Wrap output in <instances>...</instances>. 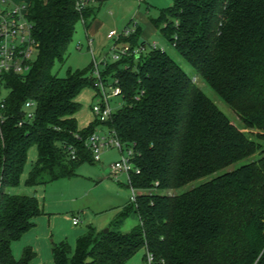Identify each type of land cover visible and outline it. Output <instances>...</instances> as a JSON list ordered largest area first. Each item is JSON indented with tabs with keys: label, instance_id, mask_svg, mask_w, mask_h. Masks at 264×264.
Masks as SVG:
<instances>
[{
	"label": "trees",
	"instance_id": "1",
	"mask_svg": "<svg viewBox=\"0 0 264 264\" xmlns=\"http://www.w3.org/2000/svg\"><path fill=\"white\" fill-rule=\"evenodd\" d=\"M94 15L88 0H30L37 58L26 75H0V96L8 90L0 102V264H31L36 256L26 248L16 260L11 248L43 214L36 197L9 193L20 185L29 150L36 146L38 157L27 187L73 178L95 162L86 144L101 127L135 152L140 174H130L129 187L139 192L140 227L128 235L90 229L74 249L53 242L55 264H126L142 249L152 264H264V0H174L152 20L243 128L165 50L141 40L135 23L122 41L149 53L102 73L117 81L124 106L80 130L76 99L97 89L88 76L94 64L64 78L53 69L65 62L78 23L88 28Z\"/></svg>",
	"mask_w": 264,
	"mask_h": 264
},
{
	"label": "rangeland",
	"instance_id": "2",
	"mask_svg": "<svg viewBox=\"0 0 264 264\" xmlns=\"http://www.w3.org/2000/svg\"><path fill=\"white\" fill-rule=\"evenodd\" d=\"M141 0V2L133 1L130 6L122 7L120 4L112 2L91 3L94 8L98 20L104 22L99 32L88 39L86 28L83 21L77 25L74 39L70 44L64 63H57L53 69V73L61 78L66 77L69 70L72 71H87L94 62H98L99 69L104 72L106 65L114 63L111 47L114 41L107 38L110 30L123 31L125 27L135 18L136 14L140 13L147 18L157 19L162 10L173 5L174 0ZM91 2V1H90ZM9 0H0V9H5ZM21 5H29V1L19 3ZM8 5H11L10 3ZM91 23V21H90ZM91 46H89V41ZM82 43V49L79 44ZM149 43L158 48L165 50L169 56L175 60L181 68L193 78V81L201 88V90L212 99L225 115L232 120L238 127L243 128L242 122L234 111L222 100V98L212 90V88L195 72L191 65L182 58L176 50V47L168 42V40L158 31L151 38ZM150 51L149 46H146L142 53L147 55ZM104 62V63H103ZM93 73L89 72L90 77ZM113 83V78H108V86L106 92L110 94L109 85ZM97 92L92 87L85 88L77 97V102L81 105L80 111L76 118L81 130L87 128L90 123L95 120L93 112L94 105L98 104L100 96H96ZM8 97V90L2 89L0 102ZM109 105L113 112L118 111L124 106V100L121 96H111ZM29 113H33L34 109H27ZM106 130L105 127L99 128ZM247 132V131H246ZM123 155L128 156V150L125 148L124 153H121L118 148H106L102 151L101 161L89 163L85 162L77 169V176L69 179H60L44 186L27 187L26 179L32 164L38 156L37 147H32L28 152L27 162L24 172L21 177V182L18 188H25L32 196L36 197L42 209L57 207L53 202L66 201L57 208L65 207L69 218L77 217L80 220L78 230L92 229L96 233H102L106 230H113L120 234L128 235L136 231L140 227V218L135 211L134 204L131 202V188L129 187L128 174H121L118 178L112 177L111 166L122 160ZM257 158V157H255ZM250 160L240 162L233 165L229 170L237 169L241 165L248 163ZM27 177V178H26ZM188 188V187H187ZM186 189V188H185ZM137 191V190H136ZM137 193H139L137 191ZM63 206V207H62ZM64 215V214H61ZM61 226L63 232H70L67 221L61 218ZM71 239L70 236H68ZM66 241L74 249V244L71 240ZM56 239L53 237L50 242ZM73 245V246H72ZM35 252V250H33ZM37 253V252H36ZM35 253V254H36ZM37 258V254L33 261ZM31 264H37V263ZM40 264H54V261L49 258ZM126 264H148L147 252L145 249L140 250Z\"/></svg>",
	"mask_w": 264,
	"mask_h": 264
},
{
	"label": "built area",
	"instance_id": "3",
	"mask_svg": "<svg viewBox=\"0 0 264 264\" xmlns=\"http://www.w3.org/2000/svg\"><path fill=\"white\" fill-rule=\"evenodd\" d=\"M28 9L29 5L25 4L16 5L10 9H0V75L5 73L26 75L31 71L37 58L39 44L32 36V25L28 20ZM133 33V30L127 28L121 32L114 30L108 34V39L115 42L110 49L114 62L120 61L123 57L132 55L139 57L142 54L143 48L133 50L129 43L122 41ZM89 44L91 46V42ZM102 73L98 62H94L92 75L95 78V86L97 88L96 96H100V100L98 104L94 105L93 112L96 120L104 122L109 120L114 113L109 105L110 97L119 96L121 91L111 83L109 85L110 94L107 93L108 81L104 80ZM114 82L117 83L116 80H113ZM1 107L3 108L4 105H1ZM26 108L35 109V104L28 102ZM33 117L34 112H27V118L32 119ZM86 146L92 152L95 162L101 161L102 151L106 148H118L121 153H124V145L116 137L115 133L108 129L105 131L97 129L88 138ZM127 150L128 156L125 157L123 155L121 161L111 166L112 177L118 178L123 173L128 174V176L133 172L140 174V170L133 164L135 157L133 148H128ZM131 194V202L136 204L138 193L134 188H131ZM79 224L80 220L74 218L73 225L77 226ZM153 260V257L148 255V264H152Z\"/></svg>",
	"mask_w": 264,
	"mask_h": 264
},
{
	"label": "crops",
	"instance_id": "4",
	"mask_svg": "<svg viewBox=\"0 0 264 264\" xmlns=\"http://www.w3.org/2000/svg\"><path fill=\"white\" fill-rule=\"evenodd\" d=\"M23 1H26V0H9V3L11 5H8L9 3H7L4 8L10 9L13 6L21 5L19 3L23 2ZM28 1H30V0H28ZM45 1H47V0H45ZM88 1H91L90 4L91 3L97 4V2L98 3H103V2H106V3L109 2L110 3V2H112L114 4H120V6H122V7H126V6H130V3H132L133 1H137V0H88ZM138 2H141V0H138ZM143 2H145V1L143 0ZM169 6H171V5H169ZM167 8H169V7H167ZM152 20L153 19L147 18L146 16L138 13V14H136L135 18L131 20V22H133V23L130 22L128 24V26L125 27V29L130 28L131 30H133L135 32V28H136L135 23H137L138 26L141 27V29H142L141 40L149 43L150 39L154 38V36L158 33V29L155 27ZM104 24H105L104 22L97 19L96 13H95L94 18L90 23V26L87 28L86 25L84 24L85 28H86V33L88 35V39H89V37L97 34L99 32L100 28L102 26H104ZM111 31H114V30H110L109 33ZM107 38H108V35H107ZM90 42L91 41H89V43ZM154 44L156 45V43H154ZM89 46H90V44H89ZM82 47H83V44L80 43L79 48L82 49ZM34 163L32 164V167H33ZM32 167L30 168L28 174L32 170ZM27 192H28V190L25 188H18V189L13 188L9 191V193H11L12 195L26 194V195L32 196L30 193H27ZM32 197H34V196H32ZM39 203H40V201H39ZM52 204L54 206L57 205V207H58L62 204H66V201L61 200L58 202H53ZM40 206L42 208L41 203H40ZM57 207L55 206V207L49 208V209H46V208L42 209L43 214L33 220L34 227L32 229H30L27 233H25L20 240L14 242L12 244V246H11L12 253H13V256L15 257L16 260H20L22 258L23 253H24L26 248H32L33 250H35V253L37 252L36 253L37 258L35 259V261H33V263L40 264V263H43L44 261H46L47 259L49 260V258H51L54 261L53 252H52V247H53L54 241L50 242L51 238L54 237L56 239L57 243H61L63 241H66L67 239H69L68 236H70L71 239H69V240H71V243L74 244V246H75L77 239L87 232L86 230H78L77 229L80 224L77 226L73 225V219L77 218V217L69 218L67 216L69 211H67L65 207H63V206H62L63 208H57ZM61 214H64V215H61ZM61 218H63V220L67 221L66 226L68 228H70V230H71L70 232H67V233L63 232V228L61 226V221H62Z\"/></svg>",
	"mask_w": 264,
	"mask_h": 264
},
{
	"label": "water",
	"instance_id": "5",
	"mask_svg": "<svg viewBox=\"0 0 264 264\" xmlns=\"http://www.w3.org/2000/svg\"><path fill=\"white\" fill-rule=\"evenodd\" d=\"M108 232H109V230H106V231H105V233H108Z\"/></svg>",
	"mask_w": 264,
	"mask_h": 264
}]
</instances>
